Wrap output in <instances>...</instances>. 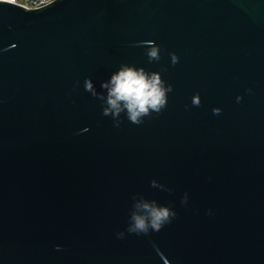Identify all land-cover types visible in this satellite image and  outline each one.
<instances>
[{
	"label": "water",
	"instance_id": "water-1",
	"mask_svg": "<svg viewBox=\"0 0 264 264\" xmlns=\"http://www.w3.org/2000/svg\"><path fill=\"white\" fill-rule=\"evenodd\" d=\"M122 63L173 88L141 125L84 90ZM133 197L177 215L118 239ZM0 264H264V0L0 1Z\"/></svg>",
	"mask_w": 264,
	"mask_h": 264
},
{
	"label": "clouds",
	"instance_id": "clouds-1",
	"mask_svg": "<svg viewBox=\"0 0 264 264\" xmlns=\"http://www.w3.org/2000/svg\"><path fill=\"white\" fill-rule=\"evenodd\" d=\"M138 46L146 49L149 62L161 59V47L154 41H142ZM169 56L171 64L175 66L179 57L175 53H169ZM101 88L104 92H97L92 79L90 77L84 79V90L102 102V115L110 116L115 127H119L122 123V113L135 125L143 124L144 118L152 117L153 113L159 115L167 106L168 93L173 91L172 85L166 84L162 79L161 72L147 71L144 67L127 63L120 64L119 68L111 73L109 79L101 83ZM240 99L241 97H237V101ZM192 105L201 106L198 93L192 97ZM185 107L187 108V105ZM213 113L219 115L221 109L214 108ZM151 184L163 187L157 185L155 180ZM133 199L135 202L130 212L128 226L125 231L116 234L118 239H123L125 232L136 235H146L150 231L158 232L166 224H170L177 215L171 206L161 205L155 200L144 197L139 199L133 197ZM187 200L188 194L185 193L181 203L186 204Z\"/></svg>",
	"mask_w": 264,
	"mask_h": 264
},
{
	"label": "built area",
	"instance_id": "built-area-1",
	"mask_svg": "<svg viewBox=\"0 0 264 264\" xmlns=\"http://www.w3.org/2000/svg\"><path fill=\"white\" fill-rule=\"evenodd\" d=\"M0 1L10 2L23 7L36 9L54 0H15V2H12V0H0Z\"/></svg>",
	"mask_w": 264,
	"mask_h": 264
},
{
	"label": "snow or ice",
	"instance_id": "snow-or-ice-1",
	"mask_svg": "<svg viewBox=\"0 0 264 264\" xmlns=\"http://www.w3.org/2000/svg\"><path fill=\"white\" fill-rule=\"evenodd\" d=\"M12 2H15V0H12Z\"/></svg>",
	"mask_w": 264,
	"mask_h": 264
}]
</instances>
